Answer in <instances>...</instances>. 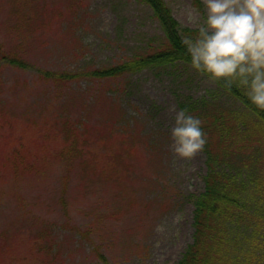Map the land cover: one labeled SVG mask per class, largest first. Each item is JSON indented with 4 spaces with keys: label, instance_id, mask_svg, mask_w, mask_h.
Listing matches in <instances>:
<instances>
[{
    "label": "rangeland",
    "instance_id": "374dc122",
    "mask_svg": "<svg viewBox=\"0 0 264 264\" xmlns=\"http://www.w3.org/2000/svg\"><path fill=\"white\" fill-rule=\"evenodd\" d=\"M165 1L181 28H197L189 14L202 19L204 0ZM161 35L136 0H0V264L181 259L193 232L188 196L203 191L206 165L203 149L173 151L170 108L215 85L180 66L85 76Z\"/></svg>",
    "mask_w": 264,
    "mask_h": 264
},
{
    "label": "trees",
    "instance_id": "16d2710c",
    "mask_svg": "<svg viewBox=\"0 0 264 264\" xmlns=\"http://www.w3.org/2000/svg\"><path fill=\"white\" fill-rule=\"evenodd\" d=\"M136 1L151 11L162 35L149 38L145 49L127 60L92 68L85 76L113 80L145 69L179 66L199 74L190 66L184 43V37L195 36L198 28H181L165 0ZM191 2L200 9V0ZM5 59L26 66L15 58ZM41 75L54 81L82 77L70 71ZM203 77L215 88L199 99L187 98L178 104L179 109L187 108L202 118L207 142L203 191L188 196L193 202L192 240L177 264H264V109L252 104L234 84L229 88L223 81ZM90 232L80 233L86 237ZM94 251L106 262L98 248Z\"/></svg>",
    "mask_w": 264,
    "mask_h": 264
},
{
    "label": "clouds",
    "instance_id": "9594fccd",
    "mask_svg": "<svg viewBox=\"0 0 264 264\" xmlns=\"http://www.w3.org/2000/svg\"><path fill=\"white\" fill-rule=\"evenodd\" d=\"M203 18L190 13L195 36H185L190 66L207 79L241 88L258 109H264V0H204ZM171 129L173 151L192 157L207 134L203 120L187 108L177 110Z\"/></svg>",
    "mask_w": 264,
    "mask_h": 264
}]
</instances>
